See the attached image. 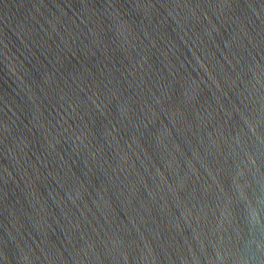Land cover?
<instances>
[{"label": "water", "instance_id": "95a60500", "mask_svg": "<svg viewBox=\"0 0 264 264\" xmlns=\"http://www.w3.org/2000/svg\"><path fill=\"white\" fill-rule=\"evenodd\" d=\"M0 264H264V0H0Z\"/></svg>", "mask_w": 264, "mask_h": 264}]
</instances>
